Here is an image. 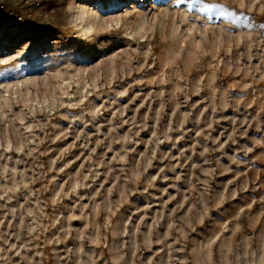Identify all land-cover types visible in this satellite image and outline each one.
I'll use <instances>...</instances> for the list:
<instances>
[{
  "label": "rangeland",
  "instance_id": "374dc122",
  "mask_svg": "<svg viewBox=\"0 0 264 264\" xmlns=\"http://www.w3.org/2000/svg\"><path fill=\"white\" fill-rule=\"evenodd\" d=\"M2 1L0 264H264V0Z\"/></svg>",
  "mask_w": 264,
  "mask_h": 264
},
{
  "label": "bare ground",
  "instance_id": "6f19581e",
  "mask_svg": "<svg viewBox=\"0 0 264 264\" xmlns=\"http://www.w3.org/2000/svg\"><path fill=\"white\" fill-rule=\"evenodd\" d=\"M150 1H151V0H145V1H144L145 5H146V4H149L148 2H150ZM104 2H105L106 4H110V3H112L111 0H105ZM82 5H83V4H82ZM82 7H83V6H82ZM84 11H85V10H84ZM84 11H83V12H84ZM82 16H83V19L86 20L88 14H86V12H85Z\"/></svg>",
  "mask_w": 264,
  "mask_h": 264
},
{
  "label": "snow or ice",
  "instance_id": "6c2138e0",
  "mask_svg": "<svg viewBox=\"0 0 264 264\" xmlns=\"http://www.w3.org/2000/svg\"><path fill=\"white\" fill-rule=\"evenodd\" d=\"M201 2H202V0H193V5L199 4ZM205 7H217V6H215V5H211V6L206 5Z\"/></svg>",
  "mask_w": 264,
  "mask_h": 264
},
{
  "label": "built area",
  "instance_id": "2783aa9c",
  "mask_svg": "<svg viewBox=\"0 0 264 264\" xmlns=\"http://www.w3.org/2000/svg\"><path fill=\"white\" fill-rule=\"evenodd\" d=\"M0 6L1 7H4V4H3V1L2 0H0ZM22 17H23L22 15H18L17 19L18 20H22Z\"/></svg>",
  "mask_w": 264,
  "mask_h": 264
}]
</instances>
